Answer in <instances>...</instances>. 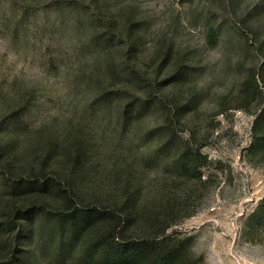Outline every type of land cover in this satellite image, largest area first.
Wrapping results in <instances>:
<instances>
[{"label":"rangeland","instance_id":"rangeland-1","mask_svg":"<svg viewBox=\"0 0 264 264\" xmlns=\"http://www.w3.org/2000/svg\"><path fill=\"white\" fill-rule=\"evenodd\" d=\"M263 113L264 0H0L3 141L29 168L49 157L76 211L94 215L95 238L119 221L109 204L123 169L141 182V208L161 212L171 197L175 217L192 212L167 230L184 237L188 264H264V215L251 219L264 202ZM169 129L207 156L202 181L171 165L176 151L155 156ZM50 195L62 204L63 192ZM44 230L31 264H85L83 249L96 248L67 229L60 248ZM146 237L128 229L124 239Z\"/></svg>","mask_w":264,"mask_h":264},{"label":"trees","instance_id":"trees-1","mask_svg":"<svg viewBox=\"0 0 264 264\" xmlns=\"http://www.w3.org/2000/svg\"><path fill=\"white\" fill-rule=\"evenodd\" d=\"M97 1L99 0H92V3ZM87 12L93 16L92 19L100 18L98 15H93L94 11L91 9ZM103 27L105 28L104 38L113 39L115 30L109 25ZM127 28L130 30V25ZM124 41L133 43L127 38ZM135 102L140 104L139 108L150 105L148 99L130 101L123 108L126 119H132L137 115ZM10 128L7 119L0 117V264H31L33 262L36 250L32 245L39 240L37 232L44 230L43 226L36 225L40 215L47 217L48 223L45 224L48 229L44 231L53 232L52 238L55 242L59 240L60 248L68 245L66 238H63L66 229L69 234L67 237L71 238V242L83 236L93 241L91 244L96 248L85 247L82 251L85 264H188L189 257L192 256L183 246L182 238L184 237L169 235L167 230L192 212L175 217V204L171 197L165 199L167 206L161 212L160 209L152 206L141 208L138 200L141 182L132 179L122 169L117 173L115 183L113 182L115 199L109 204L112 212L119 216V221L114 229L108 228L95 238L88 228V220L94 215L88 211H80L81 213L76 211L77 204L74 197L78 196L72 192L68 179L61 180L47 172L48 169L54 170L48 165L49 157L45 155L43 162L36 170L17 162L16 156L11 151V142L3 141V135L8 134ZM168 131L169 133L163 136L164 143L156 149L155 156L159 157L162 154L166 156L176 151L177 155L171 165L175 166L181 174L190 175L202 181V167L207 164V156L201 152L200 148L192 145L191 137L185 138L172 129ZM155 136H161L157 128L146 133L148 138L152 139ZM13 140L16 142L15 138ZM177 140L184 145L176 144ZM119 180L122 182L121 186ZM52 190L63 192L62 204H58L51 198ZM72 193L73 196H71ZM77 213L82 217L79 222L75 218ZM140 214L144 215L150 223L136 225ZM261 215H264V202L253 212L251 219ZM128 229L147 233V237L133 243L127 241L124 237ZM103 242L105 246L101 245Z\"/></svg>","mask_w":264,"mask_h":264}]
</instances>
